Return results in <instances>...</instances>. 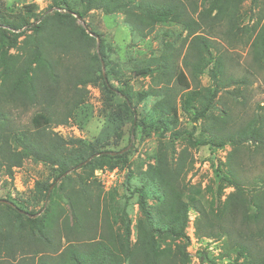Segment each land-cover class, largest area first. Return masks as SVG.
<instances>
[{
  "label": "trees",
  "instance_id": "trees-1",
  "mask_svg": "<svg viewBox=\"0 0 264 264\" xmlns=\"http://www.w3.org/2000/svg\"><path fill=\"white\" fill-rule=\"evenodd\" d=\"M80 1L82 10L76 9L68 0H53L51 8L58 10L47 14L43 20L37 19L35 23L25 16L8 14L5 5L0 2V173L13 177L14 169L22 167L28 158L49 165L57 172L55 184H36V193L44 199L49 197L50 201L44 218L34 217L36 213L27 214L18 206L15 208L0 202V222H9L12 226L9 251L0 256V264L15 261L17 264H191L188 252L191 242L187 235L190 210L200 215L196 226L200 238L216 239L222 233L231 237L232 232H225L223 225L218 226L220 233L211 231L215 227L208 223L210 214L199 207V200L195 198L199 190H189L188 195L186 188L181 187L180 175L184 166L173 168L170 158L161 154L156 166L142 173L141 186L126 189L132 196L137 195L142 216L135 226L137 238L133 243L132 220L127 210L116 203L114 195L110 199L95 200L89 187L102 190V186L97 182L88 183L95 171L104 167L112 169L122 161L127 162L133 149L123 154L119 152L129 147L131 135L127 144L118 148L119 140L113 144H94L81 139L67 141L48 127L66 124L74 108L83 104L84 98L80 97L69 107L72 92L77 89L86 92L89 85L97 83L101 84L104 92L122 100L116 111L123 124L131 123L130 134L143 125L139 118V106L150 96L159 98L155 104L158 119L153 129L170 132L171 144L184 136H193L184 128L175 129L180 118L179 111L196 124L194 130L204 121L207 135L202 131V138L195 140L193 145L208 146L212 150L222 149L228 143L235 150L246 142L258 139V136L262 137L255 124L250 123L245 130L222 134L227 130L229 116L216 119L212 113L216 109L214 101L220 88L189 90L190 85L182 71L176 72L177 83L184 87L179 98L178 93L174 96L173 87L165 84L139 92L134 102L128 86L130 81L125 80L123 74L115 70H107L104 74L101 56L105 60L106 55L103 46L68 88L67 98L62 100L64 113L61 114L56 105L58 64L53 56L59 49L69 54L71 48L77 49L83 56L95 46L96 38L84 26L76 25V15L85 19L96 10L107 14L124 13L132 31L143 37L153 33L157 23L172 18L189 30L191 43L184 63L186 67L190 66L192 75L206 73L208 65L213 64L209 71L212 79L228 83L233 78H226L223 57L213 55L214 44L209 37H213L211 34L218 32L221 26L225 29L221 32L223 36L231 39L236 35L241 0H206L209 7L200 12V21L195 16L198 7L194 0ZM250 1L253 6H258L260 0ZM258 31L251 45L253 63L263 68L264 20ZM92 33L97 35L93 29ZM12 50L15 54L11 53ZM171 66L170 57H156L136 65L131 72L136 78L165 76V81L169 83L174 73ZM112 80L117 82V86L111 84ZM233 81L238 85L245 83V80ZM17 100L23 105L43 107L32 118L33 129L16 132L9 128V113L1 106L14 105ZM56 115L59 120L54 119ZM150 128L152 126H143L144 131ZM118 137H121L120 134H117ZM110 152L117 154L112 156ZM90 158L92 160L83 165ZM221 167L215 168L216 176L220 181H228L226 183L235 186L236 191L223 203L222 209L219 208L220 214L217 213L216 217L222 224L227 216L233 223L238 222L240 217L242 229L237 234L239 241L226 249L227 254H233L227 257L228 262H223L224 254L217 260L204 252L198 254L200 261L202 264H264V245L261 243L264 238V228L261 227L264 226V189L246 193L239 184L228 180L226 175H220ZM80 171L86 174L78 176ZM223 187L222 183L219 195ZM253 192L257 194L251 195ZM58 194L65 198L70 213L55 199ZM151 197L157 201L154 207L149 204ZM203 220L207 226H201ZM205 228L207 231L203 230Z\"/></svg>",
  "mask_w": 264,
  "mask_h": 264
},
{
  "label": "rangeland",
  "instance_id": "rangeland-1",
  "mask_svg": "<svg viewBox=\"0 0 264 264\" xmlns=\"http://www.w3.org/2000/svg\"><path fill=\"white\" fill-rule=\"evenodd\" d=\"M0 2H3L8 14L25 16L31 23H35L37 19L43 20L47 14L58 10L55 7L51 8L53 0H0ZM68 2L78 10L83 9L80 0H68ZM194 2L198 7V13L195 14L198 18L200 12L209 7V3H206V0H194ZM76 18L77 26H83L85 23L90 33H92V29L97 32V35L92 33L94 35L92 37H95L97 42L95 46L85 52V57L75 48H71L69 54H65L59 49L58 53L53 56L54 61L58 64L56 71L59 90L57 91L56 105L61 114L64 113L62 100L67 98L68 88L77 80L81 70L92 61V57L98 53V46L99 50L100 46H103L106 55L105 60L101 56L104 74L107 70H115L123 74L124 79L130 81L128 86L133 94L134 102L137 101L139 92L165 84L173 87L174 96L178 93L179 98L184 87L177 83L176 72L182 71L190 85L189 90L216 86L220 88L218 97L214 101L216 109L212 113L216 119L224 115L229 116V120H226L228 122L227 130L222 134H228V131L245 130L250 123L255 124V129L262 137L258 136V139L246 142L235 150L229 143L222 149L212 150L208 146L196 147L193 145L195 140L202 138V131L205 132V136L207 135V125L203 126L204 121L198 124L197 130H194L193 126L196 124L179 111L180 118H178L175 129L184 128L193 133V136H184L171 144L170 132L162 133L153 129L158 119L155 104L159 98L150 96L139 106V118L143 125L130 134L131 123L123 124V119L116 111L117 107L121 106L122 100L104 92L101 84L97 83L89 85L86 92L83 89L72 92L73 97L69 107L80 97L84 98L83 104L74 108L72 117L66 124H52L48 127L49 130L58 133L67 141L81 139L94 144L108 142L113 144L119 140L118 148L126 145L131 135L129 150L133 149V154L129 156L127 162L122 161L114 167L118 170V181L115 186L107 189L99 183L95 175L96 171L89 178L88 183L97 182L102 186V190L95 186L89 187L95 200L98 198L100 200L101 198L102 200L110 199L111 195H114L116 203L127 210L129 218L132 220L131 240L133 243L137 238L135 226L142 216L137 195L132 196L126 189L129 187L133 190L140 187L142 173L155 167L161 154H166L170 158L173 168L184 166L180 175L181 187L186 188L187 194H190L189 190H199V194L195 198L199 200V207H203L210 214L208 223L215 227L211 228V231L213 229L214 232L220 233L221 228L218 226L223 225L225 232H232L231 237L222 233V236L218 237L217 235L216 238L221 242L222 254L225 255L222 260L228 262L227 257H231L233 254H227L226 249L239 241L237 234L242 229L241 218L239 217L240 221L233 223L227 216L222 224L216 217L217 213L220 214L219 208L222 209L223 203L236 191V188L226 183L228 181H220V178L216 176L215 168L221 165L220 175L222 177L226 175L228 180L239 184L246 193L254 191V189H264V66L259 68L253 63L251 46L264 20V0H260L258 6H253L250 0H241L238 17L239 29L234 37L229 39L223 36L221 32L225 29L222 26L218 32L211 34L213 37H209L214 44L213 55L223 57L226 78H233L231 81L228 80V83L220 80L215 82L212 79L209 71L213 64L208 65L206 73L198 76L192 75L190 66L186 67L184 63L191 43L189 30L172 18L157 23L153 33L146 37L132 31L126 22L124 13L107 14L102 10H96L90 12L85 19L82 18L83 21H80L78 16ZM205 23L209 25L210 22ZM22 40L23 38L20 39V42ZM11 53L15 54V51L12 50ZM156 57L171 58V67L174 73H172L173 77L169 83L165 81V76L160 75L148 78L133 76L131 71L136 65ZM191 60L194 61L192 58ZM204 62H206V58ZM106 64L108 68H106ZM233 80H245V83L238 85ZM111 84L117 86L115 80H112ZM177 107H179L178 103ZM1 108L9 113L11 120L9 128L16 132L33 129V116L43 110L42 106L23 105L19 100L14 105L5 104ZM54 119L59 120L57 115L54 116ZM143 126L148 128L152 126V128L144 131ZM117 134L121 136L118 139ZM79 174L78 176H84L86 173L80 171ZM56 175L57 172L51 166L28 158L22 167L14 169L13 177L4 172L0 173V200L10 201L15 208L18 206L27 214L36 213L37 216L34 217L44 218L50 201L49 197L44 199L36 193V184L39 182L55 184ZM221 182L224 187L222 194L219 195ZM256 194L255 192L251 193L254 196ZM55 199L70 213L65 198L61 194H58ZM156 203L157 201L152 197L149 199L150 206L154 207ZM190 216H195V226H197L200 215L195 210H190ZM201 226H207L204 220ZM11 227L9 222H0V256H4L9 251ZM261 227L264 228V226ZM203 230L207 231V228ZM204 242L201 241L203 245H205ZM261 243L264 245V238ZM197 246L198 243L193 242L188 248L191 254L196 252ZM8 264L17 263L15 261Z\"/></svg>",
  "mask_w": 264,
  "mask_h": 264
},
{
  "label": "built area",
  "instance_id": "built-area-1",
  "mask_svg": "<svg viewBox=\"0 0 264 264\" xmlns=\"http://www.w3.org/2000/svg\"><path fill=\"white\" fill-rule=\"evenodd\" d=\"M95 175L98 182L105 186L107 189H110L111 187H113V185L115 186L118 181L117 168L111 169L109 167H104L102 169L97 170L95 172ZM187 230V235L190 238L191 245L193 244V242L198 243L196 252L194 254H191L188 249V252L191 255V264L195 262L202 264L198 256L200 252L209 253L213 257L218 258L217 260H219L220 255L222 254L221 242L213 238H199L195 226V216L189 217ZM201 241H205V245H203ZM191 245L189 247H191Z\"/></svg>",
  "mask_w": 264,
  "mask_h": 264
},
{
  "label": "water",
  "instance_id": "water-1",
  "mask_svg": "<svg viewBox=\"0 0 264 264\" xmlns=\"http://www.w3.org/2000/svg\"><path fill=\"white\" fill-rule=\"evenodd\" d=\"M76 17H77V15H76ZM78 19H79L80 21H83L82 18H80V17H78ZM83 26L87 29L85 23H83ZM87 31H88V30H87ZM88 33H89L91 36H94L92 33H90V31H88ZM98 43H99V42H98ZM98 52H99V46H98ZM130 147H131V146H129L126 150L121 151V152H119V153H120V154L125 153L127 150H129ZM109 154H111L112 156H115L117 153H115V152H110ZM98 156H99V155H96V157H98ZM91 160H92V158H90V159L87 160L85 163H83V165L87 164V163H88L89 161H91ZM66 175H67V174H66ZM0 202H2L3 204H8V205L14 206V204H13L12 202H10V201L2 200V201H0Z\"/></svg>",
  "mask_w": 264,
  "mask_h": 264
}]
</instances>
